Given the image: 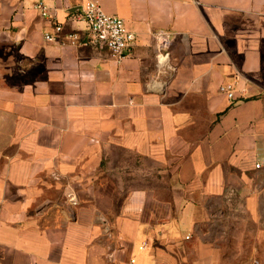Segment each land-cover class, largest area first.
Wrapping results in <instances>:
<instances>
[{
	"label": "crops",
	"instance_id": "crops-1",
	"mask_svg": "<svg viewBox=\"0 0 264 264\" xmlns=\"http://www.w3.org/2000/svg\"><path fill=\"white\" fill-rule=\"evenodd\" d=\"M35 1L0 0V264H264V0H97L118 60L46 41Z\"/></svg>",
	"mask_w": 264,
	"mask_h": 264
},
{
	"label": "built area",
	"instance_id": "built-area-1",
	"mask_svg": "<svg viewBox=\"0 0 264 264\" xmlns=\"http://www.w3.org/2000/svg\"><path fill=\"white\" fill-rule=\"evenodd\" d=\"M33 6L42 16L48 17L52 23V30L43 33L44 39L48 42L61 40V43L78 47L105 49L111 57L118 60L124 56L125 51L135 38L134 33L126 27L124 20L119 16L104 12L97 0H84L81 3L80 9L74 17L83 23V27L68 31H64L63 24L57 21L43 1L37 0ZM156 36L159 47L167 50L169 48L168 36L162 32L156 33ZM166 59L167 52L160 53L159 63L164 64ZM218 90L224 93L228 99L234 97L231 82L221 83ZM260 165L259 161L255 163L256 168H259ZM65 200L73 205L77 203V196L70 187L66 188ZM131 262H133L132 259Z\"/></svg>",
	"mask_w": 264,
	"mask_h": 264
},
{
	"label": "rangeland",
	"instance_id": "rangeland-1",
	"mask_svg": "<svg viewBox=\"0 0 264 264\" xmlns=\"http://www.w3.org/2000/svg\"><path fill=\"white\" fill-rule=\"evenodd\" d=\"M0 7H9L8 3H6L5 5H0ZM2 12H9L10 9L9 8H2L1 9ZM120 156H123L124 158L126 157L127 160H128V168H135L136 166H141L145 169V172L148 170V171H156V166L151 163V162H137V159L134 157V156H131V155H128V156H124V155H120ZM115 160H120V157L118 156H115ZM156 174V173H155ZM157 175V174H156ZM135 177V176H134ZM131 182V184L135 185L136 184V179L134 178L132 181H130L128 179L127 183L129 184ZM140 183L144 184V185H156L158 183H160V180H157V179H148V180H139Z\"/></svg>",
	"mask_w": 264,
	"mask_h": 264
}]
</instances>
